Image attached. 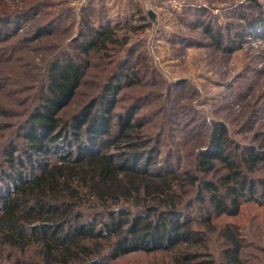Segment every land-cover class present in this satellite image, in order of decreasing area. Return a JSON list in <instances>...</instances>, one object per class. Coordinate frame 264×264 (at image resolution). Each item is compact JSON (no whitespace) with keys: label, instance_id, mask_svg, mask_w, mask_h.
<instances>
[{"label":"trees","instance_id":"obj_1","mask_svg":"<svg viewBox=\"0 0 264 264\" xmlns=\"http://www.w3.org/2000/svg\"><path fill=\"white\" fill-rule=\"evenodd\" d=\"M132 3L125 15L109 11L108 0H90L83 6L79 35L71 41L77 55L125 47L128 32L140 27L131 20L147 24L143 5L133 8ZM205 12L203 6H196L193 17L197 25L204 24L214 46L228 51L238 47L236 43L244 35L225 38L219 23H204ZM31 14L34 12L27 17ZM24 17L13 20L14 27L3 26L0 36L17 29ZM53 19L50 25L57 23ZM247 21L263 25L264 17ZM122 28L125 33L118 35ZM49 32L42 27L32 39ZM223 41L228 48L222 46ZM68 51L63 49L64 55L49 65L48 94L24 123L25 142H12L6 148L8 166L0 173L3 243L21 250L39 246L42 264H104L121 253L172 248L188 250L176 258L177 264H193L208 253L203 233L184 217L185 199L179 186L196 184L197 175L182 177L165 165H156L158 148L139 132L142 123L135 117L136 103L123 113L114 111L123 86L141 82V73L148 68L146 59L138 55L133 62L135 47L127 48L124 56L113 59L116 69L97 97L70 118H63L59 112L77 92L88 65L87 59L78 62ZM229 144L227 127L214 122L207 149L198 153V168L204 172L213 171L218 161L227 169L219 183L203 180L198 195L203 201L202 192H209V202L218 216L238 215L245 201L264 203V180L249 175L264 164V145H246L240 154H233L227 150ZM88 213L97 217H87ZM221 234L231 264H256L244 256L237 225L226 224ZM194 264L210 262L204 258Z\"/></svg>","mask_w":264,"mask_h":264},{"label":"rangeland","instance_id":"obj_2","mask_svg":"<svg viewBox=\"0 0 264 264\" xmlns=\"http://www.w3.org/2000/svg\"><path fill=\"white\" fill-rule=\"evenodd\" d=\"M24 1L0 0V30L14 27L13 20L25 16L17 29L0 36V173L8 166L6 148L10 143L25 142L24 123L48 94L47 71L53 59L64 55L63 49H69L67 53L78 62L88 61L77 92L59 112L61 117L70 118L97 97L116 69L113 59H120L133 46V62L140 55L148 68L141 73L140 83L123 86L118 92L114 111L123 113L136 103L135 117L142 123L139 132L158 148L156 165H165L182 177L197 175L196 184L179 186L185 199L184 217L190 218L193 229L203 233L208 253L192 263L205 258L210 264H231L224 254L227 245L221 231L234 223L243 237L244 256L264 264V203L245 201L238 215L218 216L209 202V192H202L203 201L198 196L203 180L219 183L227 171L219 161L211 172L198 168V153L207 149L214 122L227 127L230 153L240 154L246 145H264V28L256 31L261 24L249 25L247 21L249 17H264V0H182L185 5L175 9L167 3L155 13L154 20L147 14L146 25L131 20L140 27L128 32V43L121 50L109 48L87 56L77 55L71 41L81 29V8L90 0ZM131 2L133 8L141 3L146 10L144 0H108V10L125 15ZM196 6L207 9L204 23H219L225 38L243 34L238 47L228 51L214 46L204 24L197 25L194 20ZM30 12L34 16L27 17ZM52 19L57 23L50 25ZM42 27L50 32L32 39ZM125 31L120 29L118 35ZM222 46L228 48L224 41ZM249 175L264 180V164ZM87 217L97 215L88 213ZM175 249L121 253L103 263L177 264L176 258L188 250ZM18 261L42 264L40 247L31 245L21 250L3 243L0 237V264Z\"/></svg>","mask_w":264,"mask_h":264},{"label":"built area","instance_id":"obj_3","mask_svg":"<svg viewBox=\"0 0 264 264\" xmlns=\"http://www.w3.org/2000/svg\"><path fill=\"white\" fill-rule=\"evenodd\" d=\"M146 4V12L148 13L149 10H152L154 13L158 12L163 5L168 6L172 9L181 8L185 5L184 1L182 0H144ZM264 28L263 25H260L255 28L256 31H261Z\"/></svg>","mask_w":264,"mask_h":264},{"label":"water","instance_id":"obj_4","mask_svg":"<svg viewBox=\"0 0 264 264\" xmlns=\"http://www.w3.org/2000/svg\"><path fill=\"white\" fill-rule=\"evenodd\" d=\"M148 14L150 15V17L154 20L155 19V13L152 10L148 11Z\"/></svg>","mask_w":264,"mask_h":264}]
</instances>
